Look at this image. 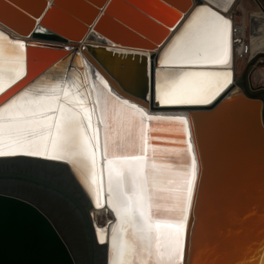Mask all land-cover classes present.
I'll use <instances>...</instances> for the list:
<instances>
[{"label": "water", "instance_id": "obj_1", "mask_svg": "<svg viewBox=\"0 0 264 264\" xmlns=\"http://www.w3.org/2000/svg\"><path fill=\"white\" fill-rule=\"evenodd\" d=\"M159 1L171 9L183 12V17L161 45L154 48L155 50L150 48L153 52L162 48L172 32L190 13L179 29V31L182 30L196 9L201 6L229 20L221 7L213 3L212 5L204 4L206 0ZM109 2L110 0H0V30L7 37L10 36V41H22L25 44L26 63V74L15 83L4 87L3 92H0V99L19 97L57 64L81 67V64L77 65L80 63L79 60V63L75 60L79 59L81 51L73 46L85 38L90 27L99 20L102 10ZM102 19L120 26L122 30L124 28L127 32L137 34V37L150 39L143 32L124 24L123 20L112 13ZM41 28L44 31H39ZM142 40L146 42V45L149 44L147 40ZM169 44L170 42L163 48L161 54ZM236 44L233 41L232 47ZM259 56H264V53H259L249 62L240 81L236 82L247 95L236 93L221 97L223 91L221 94L218 93L219 95L210 103L216 102L221 97L212 106L204 103L158 105L191 110L189 119L182 115H148L143 111L145 125L149 123L148 116L164 119L182 117L188 122L183 139L193 146L191 154L197 159V174L193 181L191 204L182 241L184 245L182 264H248L255 258L259 260L258 264L264 263V103L256 99L264 95L262 94L264 89L251 91L247 77L248 68ZM136 59L138 73L143 71L145 76L147 58L137 57ZM82 64L84 65V62ZM35 65L36 68L33 69ZM186 65L194 66L184 67ZM199 66L222 65L172 63L160 64L155 69L154 63L150 74V90H153L155 71H158V68H204ZM225 70H231L233 81L234 68ZM88 75L95 91V103L99 115L100 143L99 147H96L95 156L98 165L100 161L103 165L106 205H108L106 165L110 159L111 161H123V159L106 155V129L113 142L129 143L130 140L127 138L129 122L138 123L139 117L132 116L136 109L131 106L136 103H131L130 100L115 93L113 87L126 95L119 89L115 78L109 72L90 61ZM102 78L107 84L102 81ZM141 90H145V86L140 88L139 85L135 91L140 93ZM144 95L146 98V94L143 93ZM128 96L141 103L145 102L137 97ZM125 100L128 101L127 104L124 103ZM111 112L119 118L118 123L115 120H109ZM160 126L169 127L168 125ZM179 127L176 126L177 129ZM158 135L169 136L177 141L182 138L178 131L158 133ZM162 147H183L185 152L182 154V159L185 162L190 160L187 144ZM49 156L46 154L38 157L17 155L0 158L28 157L67 165L90 199L92 208L95 201L78 172L66 160H53L47 158ZM167 159L166 156H160L157 157L156 162L161 163ZM126 161L134 162L135 160ZM183 171L191 173L192 169L188 167ZM0 179L22 180L55 192L67 200L84 226L88 240L89 264H106L107 244H97L91 215L71 192L52 182L22 173L0 172ZM112 222L117 223L115 218L108 224ZM0 264L77 263L62 235L45 213L27 200L0 193Z\"/></svg>", "mask_w": 264, "mask_h": 264}, {"label": "bare ground", "instance_id": "obj_2", "mask_svg": "<svg viewBox=\"0 0 264 264\" xmlns=\"http://www.w3.org/2000/svg\"><path fill=\"white\" fill-rule=\"evenodd\" d=\"M236 1L237 0H206L204 4L212 5L211 3H213L221 7L226 12V15L228 17V13L233 8ZM110 13L123 20L124 24H126L130 28L132 27L147 35L148 38H150L149 40L143 38L142 36L140 37L144 40H147L149 44L146 45V42L143 41L140 37H137V34L134 35L131 32H127V30L124 28L122 30L120 26L114 25L110 21L106 22L104 21V19H102V17L107 18ZM189 14L185 17V21L188 19ZM182 17L183 12L171 9L168 5L161 3L159 0H128L125 2L122 0H110L107 6L102 10L101 17L98 18L99 20L95 21V23L90 27L89 32L87 33L85 38L81 42L75 43L73 46L78 47L81 51L79 59H75L77 62L79 60L80 63L78 62L79 64L77 65L81 64V67H66L63 63L57 64L41 79H38L35 85L26 89L25 92H23L19 97H16L17 106L15 109H0V122L7 123L9 118L11 117L16 122L18 127L28 130V139L38 144L40 150L44 154L50 156L57 155V151L52 144V138L55 135L56 131V118L59 117L61 112H67V110L71 108L72 112L78 113L79 116L83 118L85 138L89 143L96 162L95 197H93L91 192L89 191L90 195L95 201V205L92 207V210H94L92 213L95 218L97 217V214H109L112 216L108 219L107 223L101 225L96 222L93 226L96 241H99L98 236L105 237L104 244H107V264H109L110 259H112L110 245L112 243L113 230L115 229L117 243H119L122 235L121 222L116 215V210L118 209L121 213V216H123L124 210L129 205L137 208V201L141 194L144 196V199L147 202L148 189L151 187V185L146 182L145 175L142 171L145 160L140 159L135 160L134 162L126 160L112 161L111 164H109L108 162L106 165L108 180V205H106L107 200L105 196L103 165L101 161L100 165H98L97 158L95 156L97 141L98 143H100L98 123L99 115L95 103V91L88 75V64L91 61L109 72L110 75L115 78L119 89L123 93H126V95L121 94L111 84L115 93L117 95L119 94L122 98L130 100L131 103H136L138 107H141V109H143L144 113H147L148 115H182L185 116L186 119H189L191 110L182 107L168 108L158 106L165 104H161L156 98L157 93L155 91V82L152 85L153 90H150V74L152 65L155 63V69L160 66L159 60L161 58V55L163 54H161V51L167 45V43L170 42L171 44L173 39L181 32V30L179 31V29L182 27L185 21L183 20L182 23L177 27V29L172 32L171 37L162 46L161 49H159L157 52H153L152 49L155 50L154 48L162 44V42L170 34L171 30L175 28L176 24L181 20ZM251 17L252 26L250 29V34L248 35V24L246 20L244 21L243 25H241L238 34L246 39L249 36V38L253 41L254 49L257 51H264V12H256L252 14ZM228 18L229 21H231V27L225 33V52L227 54L228 63H215L216 59H222L223 56H217L213 60L194 58L189 61L177 62L174 59L179 50L187 42L189 36L201 33L204 27V22H208L209 24L216 23L214 17L202 14L201 18L193 25L191 29H189L188 36H185L179 42H177L173 51L169 52L168 56L166 57L168 61L166 64L200 63L222 66H199L204 67L203 69L158 68V71L168 74V77H171L175 73L186 71L231 72V70H225L226 68L231 67H233L235 71L236 48L234 45L232 47V42L234 41L235 36H232L231 42V28L234 24V20L232 17ZM0 32L2 31L0 30ZM5 36L7 37V35ZM7 40H10V36L7 37ZM236 43L238 44L239 42ZM249 46L250 45H247V43H245L244 45L240 44L238 52L244 54ZM101 51H103L104 53H99ZM106 53H108L109 55H107ZM137 57L147 58L145 61L146 77L144 76L143 71L140 74L137 71ZM83 62L84 65L82 64ZM193 66L194 65H186L184 67ZM35 68L36 65L33 67V69ZM158 71H155V81L157 79L156 73ZM190 79L198 80L203 88V91L201 92V99L204 102L200 103L210 104L213 99L223 91L224 93L221 97H223L224 95L230 96L239 93L232 92L235 89V72L233 81L232 75L230 77H192ZM102 81L107 84L105 79L102 78ZM231 81L233 84L231 83ZM10 84H12L11 81L7 79L0 81V87L2 89ZM139 85L140 88H143L145 86V90H141L140 93H136L135 90ZM65 93H67V95H65ZM143 93L146 94V98L145 95L143 96ZM41 94L45 97V99L35 103H29V101L32 100L35 96ZM128 95L137 97L138 99H142L145 102L141 103L135 99H132ZM85 98H87L88 105H90V113L88 111V105L83 103ZM166 98V95H161L160 97L161 100ZM216 102L210 104V106L214 105ZM49 117H51L52 119H49ZM109 120H115L118 123L119 118L117 117V115L111 112L109 114ZM49 125H51V127H49ZM124 132L125 126L123 124V133ZM72 167L74 168L73 165ZM128 168H132L134 170L135 184L137 185L134 191L132 189H122L119 184L118 172L122 169ZM156 175V194L158 196H168L170 194V191L176 187L175 183H168L169 180L176 181L178 179L175 171H172L167 175L161 177L159 174V170H157ZM193 181L194 178L192 176V172L188 173L185 184L187 185L188 183H190L193 188ZM141 188H143L142 192ZM184 196L185 220L183 221L184 229L181 237L182 241L185 234L186 219L188 217L191 204V200H188L187 186L184 190ZM159 202L166 206H171L172 204L171 200H161ZM103 206L105 207L102 208ZM114 218L116 219L117 223L113 224L114 222H112L111 224H108L110 221H113ZM125 227L129 228L130 232V226L125 225ZM159 230L165 234H174L176 228L175 226L169 227L167 226V224H161ZM258 261L259 260L255 258L248 264H258Z\"/></svg>", "mask_w": 264, "mask_h": 264}, {"label": "snow or ice", "instance_id": "obj_3", "mask_svg": "<svg viewBox=\"0 0 264 264\" xmlns=\"http://www.w3.org/2000/svg\"><path fill=\"white\" fill-rule=\"evenodd\" d=\"M202 14L210 15L215 18V24L204 22V27L199 34L189 36L187 42L174 57L177 62L189 61L194 58H203L213 60L217 56H223L222 59H216L215 63H228L225 52V33L231 27V21L212 12L206 7H199L189 18L181 32L173 39L172 43L164 49L160 58V64L164 65L168 61L166 57L173 51L177 42L185 36H188L189 29L201 18ZM44 31V29H39ZM215 33V34H213ZM26 74L25 65V44L22 41H10L3 32H0V81L7 79L15 83ZM231 72L218 71H186L173 74L157 72L155 81L156 98L161 104L179 105L204 102L201 99L203 88L198 80H192V77H230ZM163 77V79H162ZM211 83V82H210ZM0 92L3 89L0 88ZM67 95V93H65ZM86 95V93H85ZM161 95L167 98L161 100ZM45 99L41 95L35 96L29 103H35ZM88 105L87 98L83 101ZM128 103L127 100L124 101ZM17 98L12 97L8 100L0 99V109H15ZM136 109L132 113L133 117H139L138 123L129 122L127 129V138L129 143L123 141L113 142L106 129L105 132V153L106 155L123 160H145L142 171L146 182L151 185L148 189L147 202L141 194L134 208L129 205L123 216L116 210V215L121 222L122 235L119 243L113 230L112 243L110 251L112 259L109 264H182L184 245L182 234L185 220L184 190L187 186L188 200H191L192 185L185 184L188 173L183 171L188 167L192 169V176L195 178L197 172V159L192 155V144L183 139L186 135L185 128L187 120L182 117L161 118L157 116H148V125L144 123V113L136 104L131 106ZM88 111L91 112L90 105ZM49 119H52L49 117ZM160 125H168L162 127ZM176 126H180L178 129ZM51 127V125H49ZM55 135L52 138V144L57 155L47 158L53 160H66L72 164L78 172L80 179L87 186L92 196L95 197V159L91 148L85 138L83 127V118L78 113L72 112L69 108L67 112H61L55 122ZM179 132L182 137L180 140L171 139L169 136L158 135V133ZM28 130L17 126L16 122L10 117L7 123L0 122V157L7 156H43L38 144L28 139ZM187 144V152L190 154V160L185 162L182 154L185 152L183 147H162L163 145ZM96 147H99L97 141ZM150 149V151H149ZM166 156L168 159L157 164V157ZM111 159L109 164H111ZM157 170L161 177L175 171L178 179L169 180L168 183H175L176 187L170 191L168 196H158L156 194ZM119 184L122 189H136L134 170L132 168L122 169L118 172ZM143 188H141V192ZM161 200H171V206L161 204ZM161 224L175 226L174 234L162 233ZM125 225L130 226L129 228ZM101 244L105 243L104 236H98ZM147 257V258H146Z\"/></svg>", "mask_w": 264, "mask_h": 264}, {"label": "rangeland", "instance_id": "obj_4", "mask_svg": "<svg viewBox=\"0 0 264 264\" xmlns=\"http://www.w3.org/2000/svg\"><path fill=\"white\" fill-rule=\"evenodd\" d=\"M263 9L264 0H237L229 11L228 17L234 18L236 23L240 25L239 27L246 20L249 35L252 26V14L264 12ZM239 37L241 40H238L237 55L235 57V69H237L235 72V82L240 81L249 62L259 53H264V51L258 50V52L254 49L253 41L249 36L247 39L240 35ZM244 42L250 46L244 54H241L238 50L240 44L242 45ZM248 70L247 77L250 90L259 91V89H264V56H259L255 63L250 65ZM236 84L232 92L245 93L243 88L239 84ZM0 172L31 175L66 189L81 202L87 213H90L93 226L96 222L103 225L112 217L109 214H97L96 218L93 217L90 199L72 175L69 167L63 163L28 157L0 158ZM0 193L22 198L37 206L49 217L60 232L69 246L76 263L89 264L88 240L84 226L73 207L62 196L43 187L22 180L12 179H0ZM98 245L102 244L99 243Z\"/></svg>", "mask_w": 264, "mask_h": 264}, {"label": "built area", "instance_id": "obj_5", "mask_svg": "<svg viewBox=\"0 0 264 264\" xmlns=\"http://www.w3.org/2000/svg\"><path fill=\"white\" fill-rule=\"evenodd\" d=\"M233 20H234V18H233ZM239 30H240V27L236 23V21L234 20V24H233V28H232V34H234V35H232V36H235L234 37L235 42H238L239 39L241 40V38L239 37V34H238ZM245 43L246 42H244L242 45H244ZM235 48H236V55H237V49H238L237 44L235 45Z\"/></svg>", "mask_w": 264, "mask_h": 264}, {"label": "flooded vegetation", "instance_id": "obj_6", "mask_svg": "<svg viewBox=\"0 0 264 264\" xmlns=\"http://www.w3.org/2000/svg\"><path fill=\"white\" fill-rule=\"evenodd\" d=\"M236 70L237 69H235V72H236ZM236 79H237V77H236ZM235 84H236V82H235ZM237 85V84H236ZM259 90H262V89H259ZM262 94H264V93H262ZM249 97H251V96H249ZM253 98V97H252ZM256 99H260V100H262L263 101V103H264V95H262L261 96V98H256ZM263 119H264V111H263ZM92 211H94V210H92ZM94 217V216H93ZM95 218V217H94ZM96 240V239H95ZM98 244H99V241L97 240L96 241ZM101 244V243H100ZM102 245H105V244H102Z\"/></svg>", "mask_w": 264, "mask_h": 264}]
</instances>
